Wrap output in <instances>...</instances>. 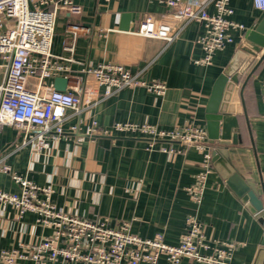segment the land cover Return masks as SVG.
Masks as SVG:
<instances>
[{
    "label": "crops",
    "instance_id": "obj_1",
    "mask_svg": "<svg viewBox=\"0 0 264 264\" xmlns=\"http://www.w3.org/2000/svg\"><path fill=\"white\" fill-rule=\"evenodd\" d=\"M83 7L80 17L62 13L57 21L53 54L66 56L65 44L71 40L68 28H80L76 39L72 75L81 77L87 66L118 64L147 82H163V96L144 88H125L113 97L102 98L82 116L80 134L70 128L79 117L71 118L65 133L50 148L37 153L34 146H20L22 136L11 126L0 128V162L40 187L54 191L52 200L59 210L88 220L104 218L112 228L124 222L142 239L162 235L164 242L177 245L186 233V218L197 211L209 240L237 244L233 264H264V211L253 213L227 184L225 173L214 167L202 205L197 209L187 189L200 171L203 156L193 147L157 141L150 148L143 136L114 134L88 137L85 125L94 119L101 129L116 123L149 124L163 130L182 126L207 129L206 107L213 87L222 74L241 76L244 82L258 58L248 50L247 32L264 23V11L253 0H229L233 13L228 19L243 26L231 30L233 43L218 52L211 66L196 60L204 52L198 43L204 28L198 23L179 24L178 38L167 43L140 38L133 34L148 17L171 19L172 11L156 0H75ZM215 14L213 4L208 7ZM260 55H258L259 57ZM264 62L248 82L244 100L250 120L251 140L245 118L236 115L242 143L222 146L212 141V159L216 150L226 165L235 170L263 199L264 185V104L262 80ZM173 147V156L162 151ZM213 163V161H212ZM0 190L19 193L11 173L0 172ZM51 229L37 223L27 213L19 219L11 206L0 203V250H12L21 244H37L50 236ZM210 253V252H209ZM19 264H35L25 260ZM181 264H203L185 258Z\"/></svg>",
    "mask_w": 264,
    "mask_h": 264
},
{
    "label": "built area",
    "instance_id": "obj_2",
    "mask_svg": "<svg viewBox=\"0 0 264 264\" xmlns=\"http://www.w3.org/2000/svg\"><path fill=\"white\" fill-rule=\"evenodd\" d=\"M156 1L172 11V18L148 17L133 34L171 43L180 35V23H198L204 28L198 40L204 56L195 61L200 66H211L216 54L233 43L231 30L243 29L228 19L233 13L229 0ZM253 3L256 9L264 11V0H253ZM210 4L215 7V14L209 13ZM62 13L78 18L83 14V7L75 0H0V128H15L22 136L19 145L34 146L37 153L47 151L51 142L58 141L73 117H79L80 121L70 130L80 134L81 116L102 98L113 97L125 88H144L158 96L167 92L163 82L144 81L118 64L87 66L81 77L72 75L80 28L76 25L68 28L72 37L64 47L66 56L52 52L57 21ZM57 78L69 80L65 92L55 89ZM262 101L264 104V77ZM84 125V135L88 137L125 134L147 138L150 148L157 141L195 148L203 160L187 192L197 209L202 205L214 171L207 129L182 126L163 130L128 122L101 129L94 119ZM162 151L170 156L180 152L173 147H163ZM11 171L0 162V172L11 173L20 192L0 190V203L11 206L19 219L27 213L35 214L37 223L52 233L37 244L0 250V264H19L25 260L35 264H181L185 258L203 264H233L237 244L209 240L197 211L187 216V230L179 243L169 245L160 234L153 239L140 238L131 232L128 222L112 228L107 219L88 220L59 210L52 200V188L40 187Z\"/></svg>",
    "mask_w": 264,
    "mask_h": 264
},
{
    "label": "water",
    "instance_id": "obj_3",
    "mask_svg": "<svg viewBox=\"0 0 264 264\" xmlns=\"http://www.w3.org/2000/svg\"><path fill=\"white\" fill-rule=\"evenodd\" d=\"M246 41L251 45L248 52L258 58L252 70L246 76L244 82L239 87L241 76H230L222 74L216 81L209 102L206 107V121L209 138L212 141H219L222 146L242 143L240 135V126L236 115H242L245 118L252 149L255 152V144L250 127V120L244 100V90L248 82L255 75L259 67L264 62V23L251 28L246 34ZM258 55H260L258 57ZM69 80L57 78L54 81V87L57 91L65 92ZM213 164L225 173L227 184L233 191L241 197L242 201L248 205V208L255 214L264 211V185L262 183L263 199L258 191L254 190L245 180L233 169H230L216 150L213 154Z\"/></svg>",
    "mask_w": 264,
    "mask_h": 264
},
{
    "label": "rangeland",
    "instance_id": "obj_4",
    "mask_svg": "<svg viewBox=\"0 0 264 264\" xmlns=\"http://www.w3.org/2000/svg\"><path fill=\"white\" fill-rule=\"evenodd\" d=\"M51 83H52V81H51Z\"/></svg>",
    "mask_w": 264,
    "mask_h": 264
}]
</instances>
